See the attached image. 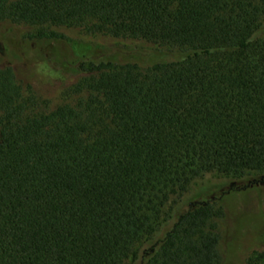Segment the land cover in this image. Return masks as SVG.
<instances>
[{
	"label": "trees",
	"instance_id": "trees-1",
	"mask_svg": "<svg viewBox=\"0 0 264 264\" xmlns=\"http://www.w3.org/2000/svg\"><path fill=\"white\" fill-rule=\"evenodd\" d=\"M79 75L39 108L0 67V264L264 262V0H0ZM52 27L151 43L73 47ZM240 213L227 258L216 221Z\"/></svg>",
	"mask_w": 264,
	"mask_h": 264
},
{
	"label": "rangeland",
	"instance_id": "rangeland-1",
	"mask_svg": "<svg viewBox=\"0 0 264 264\" xmlns=\"http://www.w3.org/2000/svg\"><path fill=\"white\" fill-rule=\"evenodd\" d=\"M36 28L10 21L0 22V67L12 66L17 79L28 94L36 98L39 108L50 111L73 101L75 95H72L69 90L78 81L79 75L62 74L54 68V65L59 62L50 63L44 59L39 51L41 44L25 39ZM51 29L65 35L73 47L79 51H86L94 45L115 47L125 52L149 50L153 47L151 43L143 40L116 38L104 33H89L83 27H52ZM222 204L225 216L215 223L220 235L221 255L227 258L228 243L234 239L240 213L248 209H256L257 202L254 195L247 197L233 194L222 201ZM261 245L264 246V235ZM252 264H264V262L256 261Z\"/></svg>",
	"mask_w": 264,
	"mask_h": 264
}]
</instances>
